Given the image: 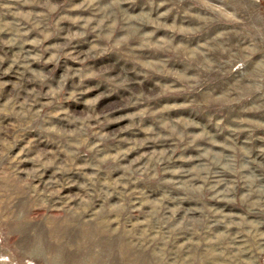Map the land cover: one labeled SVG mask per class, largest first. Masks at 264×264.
<instances>
[{
  "label": "rangeland",
  "instance_id": "rangeland-1",
  "mask_svg": "<svg viewBox=\"0 0 264 264\" xmlns=\"http://www.w3.org/2000/svg\"><path fill=\"white\" fill-rule=\"evenodd\" d=\"M0 264H264V0H0Z\"/></svg>",
  "mask_w": 264,
  "mask_h": 264
},
{
  "label": "clouds",
  "instance_id": "clouds-1",
  "mask_svg": "<svg viewBox=\"0 0 264 264\" xmlns=\"http://www.w3.org/2000/svg\"><path fill=\"white\" fill-rule=\"evenodd\" d=\"M28 145H25V149H27ZM25 149H22L21 151H24Z\"/></svg>",
  "mask_w": 264,
  "mask_h": 264
}]
</instances>
